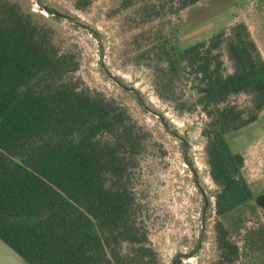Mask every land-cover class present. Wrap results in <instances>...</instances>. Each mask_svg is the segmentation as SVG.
Returning a JSON list of instances; mask_svg holds the SVG:
<instances>
[{"label": "trees", "instance_id": "1", "mask_svg": "<svg viewBox=\"0 0 264 264\" xmlns=\"http://www.w3.org/2000/svg\"><path fill=\"white\" fill-rule=\"evenodd\" d=\"M199 1L122 0V8L134 7L140 31L132 60L151 69L157 96L207 118L201 134L217 186V264H234L239 248L231 237L247 212L259 215L244 159L226 134L264 108V60L243 21L176 49L175 29L162 21ZM78 67L51 27L0 0V239L28 264H157L135 175L147 133L122 103L73 80ZM239 95L245 105L233 101ZM244 237L255 255L250 264H264V224Z\"/></svg>", "mask_w": 264, "mask_h": 264}, {"label": "rangeland", "instance_id": "2", "mask_svg": "<svg viewBox=\"0 0 264 264\" xmlns=\"http://www.w3.org/2000/svg\"><path fill=\"white\" fill-rule=\"evenodd\" d=\"M13 1L52 28L53 41L61 51L75 55L79 67L70 75L73 80L122 103L147 133L135 175L157 264H217V186L209 174L201 134L207 118L199 108L179 111L160 99L151 69L132 60L136 52L132 38L140 31L133 28L138 22L134 7L124 10L122 0H91L85 10L77 9L75 0ZM245 10L264 29L262 19L256 18L258 11H264V0H200L162 23L175 29L172 44L181 50L229 28ZM225 63L229 69L226 59ZM181 90V97L187 99L188 88ZM247 99L239 95L233 101L245 105ZM226 139L231 151L243 156L242 170L248 181L264 176L263 166L258 165L264 158V108L254 122L228 132ZM263 188L264 184L253 196L264 194ZM204 197L207 208L202 215ZM260 223V215L246 213L244 228L231 237L239 248L234 264H250L254 259L244 246V234ZM0 264L28 263L0 241Z\"/></svg>", "mask_w": 264, "mask_h": 264}, {"label": "crops", "instance_id": "3", "mask_svg": "<svg viewBox=\"0 0 264 264\" xmlns=\"http://www.w3.org/2000/svg\"><path fill=\"white\" fill-rule=\"evenodd\" d=\"M256 18H261L262 19V22L264 24V11H258L256 13ZM239 21H243V22H245L247 24L248 29H249V31H250V33H251L254 41L256 42V44L258 46V49H259V51L261 53V56H262V58L264 60V29H261L259 26H257V24H255V21L256 20H252V15L250 14V12L248 10H245V12H243L241 14V16L239 17L238 20H235L233 22H230L229 25H231V24H233L235 22H239ZM254 149L255 150H259L258 147H254ZM263 159L264 158L262 157L258 161V165L259 166H261V165L263 166L262 167V173H264L263 172V168H264V160ZM242 172H243V170H242ZM243 176L246 179V181L248 182V184L250 186V189H251V193H252V196H251L252 199H251V201H253L255 203V205L257 207V210H258V214L260 215L261 222L264 224V194H258L256 197L253 196V194L255 193L254 191L260 190L261 185L264 184V176L262 174H260L259 177H257L256 179H252V181H248V179L246 178V175L244 174V172H243ZM0 241L3 242L1 239H0ZM10 250H11V248H10Z\"/></svg>", "mask_w": 264, "mask_h": 264}, {"label": "flooded vegetation", "instance_id": "4", "mask_svg": "<svg viewBox=\"0 0 264 264\" xmlns=\"http://www.w3.org/2000/svg\"><path fill=\"white\" fill-rule=\"evenodd\" d=\"M207 208V202H206V199L204 197V204H203V210H202V215L205 214V210Z\"/></svg>", "mask_w": 264, "mask_h": 264}]
</instances>
